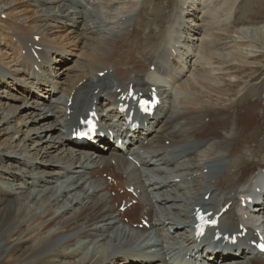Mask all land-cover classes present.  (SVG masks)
I'll return each instance as SVG.
<instances>
[{"label":"rangeland","instance_id":"374dc122","mask_svg":"<svg viewBox=\"0 0 264 264\" xmlns=\"http://www.w3.org/2000/svg\"><path fill=\"white\" fill-rule=\"evenodd\" d=\"M60 1H61V4H63L64 0H60ZM107 1L108 0H101V3H103V5H104ZM113 1H114V5L112 6V8L110 7V9L107 11H110V10L113 11L116 7H118L121 3H123L122 0H113ZM166 1H167V3H165L163 5L165 0H156V2L159 4V6L154 5V8L159 13V14L157 13L156 16L162 17L161 19H162V21H164L165 28L168 26L167 24L169 23V21H167V20H170L168 18V15H169L170 11L172 10V8L170 10L171 2H173L174 0H166ZM169 1H170V3H169ZM194 1H195V3L196 2L199 3L198 0H194ZM233 1H234V7L232 9L234 10V14L231 18L227 19L226 11L223 12V14L219 13V15L221 16L220 19L223 22L218 26V28L216 30H214L215 34L220 32L219 33L220 36L218 37L219 40L216 42L215 48H216L217 52H223V53H230V51H235L239 48L243 49L247 46H248L249 50H253L250 47L251 42L247 41V40H251L254 42L253 44H254V47L256 48V51L253 50L255 56H252V57H254V59L252 58V59L243 60V62L240 64H236V63L229 64V62H226L224 65L221 61L216 59L215 65L217 66V69H219L220 71H215L216 73L211 72V74H210L211 78L208 79V80H211V83H212V80L214 79L213 77L218 78V80L216 82L211 84V92H212L213 98L209 97V96H204V97L207 100H209L210 102H213V104H218L219 91L222 90L226 97L224 96V98L222 97L220 99L221 105L224 104L225 107H229V114H234L235 109L238 107V105L244 101V102H247L248 106H251V107H249V109L251 108L250 112H252L254 114L259 113L260 117H263L262 124H260L259 127L257 128L258 131L256 130L255 134L252 135V136H254L253 138L258 139L256 145L260 146L261 149L263 150V151L261 150V153H260L261 157H263L264 156V34L261 31V26L264 25V0H238L237 2L235 0H209V1L207 0L206 3H203V7L205 6L204 10H206L207 5H209V7L212 8V7H220L223 4V6H222V8H223L224 6H226V4L229 5V3H232ZM152 2H153L152 0H144V5L140 8L142 10V12L149 11L152 7ZM126 3H129V2H126ZM126 3H124V4L128 5ZM58 4H59V0H0V54L1 55L5 54L6 56L8 55L7 57L11 56L15 59V60L12 59V61L9 59L5 60L4 63L2 61H0V73H1L0 74V161L3 160L5 162L3 165L0 164V169L4 170L9 165V166L14 167L15 172L17 171L16 172L17 179H15V181L14 180L8 181L7 179H5V175H4L5 171L3 173H2V171L0 172V195L4 194L6 192L7 194L9 193L8 195L12 197V199H11V197H9V199H10V201H8V202H10L9 205L7 204L8 203L7 202L6 203L7 205H5L4 210L2 209L3 210V212H2L3 217H2V220L0 222V264H32V263H36L37 261H40L39 264H47L48 260L52 259V257H56L57 258V264H60L61 263L60 260H62L61 258H59V256L61 255L60 253H62V251L60 249H62L63 246H67V245L73 246L75 248L77 247V249L81 248L83 250H85V248H88L89 249L88 252H90V253H92V252L98 253L103 249L104 251L107 252V254H109L110 256H113L115 254H118V252L120 253L122 251H129L131 249L141 250V247L146 248L148 245L155 244V246L156 245L161 246L169 252V255H168V257H166V259L179 258L181 256L180 253L182 251V247H181L182 244L179 243V240H180V238L182 239L181 235L184 233V231L182 229H179L180 226H171L166 219L167 218H175V217L179 216V215H177V213L182 212V207L178 203L179 202L178 197H182V199H183V196H184V198L188 197L190 200L192 197H194L196 195V193H199V191H200L199 190L196 192L194 190L196 188L200 189L201 187H203L204 180H202V181H192V180H193L194 173H195L194 171H196V169L198 167V164L195 163L197 160L196 158L199 157V158L204 159V158L213 157L212 155H214L213 153H211L210 156H207V154L204 153V150L200 154V156L192 155V156H190V158H186V159L181 161V164L185 168L184 170H186L187 175H189V176H187L188 181H192L190 183H185L184 184L185 186H183V187L181 186V187L177 188L178 191L180 193H183V194L178 193L177 190L175 192L173 190L170 194H165L164 190L160 186L153 184L155 182L158 183V182H164V181H152V179L153 180L169 179L170 177L168 175L161 173V172H154L153 174H151L149 172L145 173V175H146V176H144L145 181H143V182L147 186V189H148V192L150 193V195H149V198L147 196H143V200L140 202V204L142 207H144L145 205H148V207L151 208L152 213L150 211L149 212H150L152 218H155V220H156L155 221L156 225L154 226L153 231H150L149 233H146L143 235V233L138 232L136 230L137 227H135L134 229H132L131 227H128V228H131L132 230H134V232H135L134 233L132 231H128V230L123 229L124 226H122V224L117 223L116 220H112L111 223L108 225V228H103V227L99 228L101 225V223H99V222H95V224L94 223L91 224V227L93 226L94 228L90 227V229H88V233H87L85 231L86 230L85 228L87 226L85 224L86 220L84 217H82L76 224L71 226V229L69 230V232L60 233L61 235L58 237H55L53 240L52 239L45 240V242L43 244L44 248H42L43 251L40 248L37 251V255H35L37 257H35L34 259L33 258L30 259L28 257V253H26L22 256V258H20L19 261L13 260V262H8V263L2 262V261H4L5 256L9 253L11 254V252H12V254L14 253L13 254L14 257L19 255V248L15 247V246H17L19 244V242L21 241V239H23V237H25L26 235H27L26 238L32 236V235H29V233L32 230L33 231L35 229L38 230V228L41 227L39 230H41L42 232L41 231H37V232H41L43 234L45 233L46 235L52 234L56 231H58V233L60 231L63 232V231H65L64 227L67 225L66 223L63 222L64 221L63 219H70L73 215H79L80 214L79 212L83 208H85L87 205L89 207L94 203H95L94 205H100L101 203H99L97 200H105L103 197L101 198V196H98V194L94 195V192L91 195V192H90L89 194H87V195H89L88 200L82 199L83 203L76 205V207H72V205L69 204L73 195L76 194V196H77L78 191H79V193L82 191V188L78 187V186L82 185L79 183L86 182L85 177L87 176V172L86 173H84V172L75 173L74 170L72 169L70 171V173H71V176H73V178H70L68 180L67 179L63 180L61 178H58V179H49L46 182H41V183L39 182V180L41 179V177L39 175L41 174L42 167L45 168L47 166V169L52 171V173H54L56 170L59 169L58 167L51 169L53 166H56V165L48 166L49 163L41 162V161H43L44 157L46 156L45 154H43L41 152V147H44L48 144L47 143L48 137L44 138L43 136L40 135L41 127L43 129H51V127H52L51 125L53 124L54 121H49L43 125H41V123H34L32 120L35 118L34 114L37 113L36 112L37 109H36V111H33V108L36 105V104H33V102H35V100L32 99L30 101H27V100L22 101L24 99L22 97L25 95L23 92H24V89L27 90L28 92L31 91L30 93L32 94V96L37 101H41V103L38 102L39 104H45V105L46 104H48V105L53 104L54 106H56L57 104H59L60 102L63 101L62 92L57 90L58 92L56 94L52 95L51 94L52 91H50L51 87L48 88L47 94H44V92L34 93L32 91V88H29V89L28 88H21V89L18 88V86L15 85L16 82L18 83V81H26L27 84H29L30 81L32 83L36 82L37 78H33L32 76H28L27 75V69L28 68L24 69L23 66L21 65V63L16 60L15 55L17 53H19V50L15 47V43L13 44L14 47L13 46L11 47L9 41L8 40L4 41L3 39L6 36L9 38L10 35H15L16 36L15 38L12 37L13 41H14L17 38V34L19 31H21V29L29 32L28 31L29 25L35 31H37V30L41 31V27L44 26V30H45L44 32H46V33L42 32V31H41V33L44 34L47 42L48 41L51 42L53 40H55V42H56V43H50V42L47 43L46 42L47 48L49 47L48 44L55 45V44H66V43H68V44H70L68 46L70 48H68V49L66 48V51L67 52L69 51L71 53V55H69V57H65L64 59H61V62H64L63 64L57 63L58 61H56V59L51 56L50 57V59L52 61L51 64L49 66H48V64L43 65L42 70L45 72V79L44 80L47 81V83H48L47 85H50V86L54 85L53 89H56V87H55L56 83L57 84L62 83V86L65 87L66 86L65 82L71 81L73 79V76L75 75V76L84 77L86 79H92L90 81V84H91L90 88H93V86L96 84L95 83L96 80L94 77H96L97 72H92L91 66L86 68V67H82V64H81V63L88 62V60H86V52H92L93 47L91 45L93 43L99 44L100 42L105 41V40H106V42H110V43L118 42L119 41L117 39L118 35L119 36L122 35L124 37L125 35H123V34L130 33L127 31L129 30L130 27L132 28V26L134 25L133 24L134 22L131 21V22L125 23V20L122 19V22H124L125 24L120 27L121 29L119 28L118 30H117V28L114 27L115 30L117 31V34H116V31H115V33L112 34V33H109L110 31L108 30L111 25L110 24L104 25V23H102V20L100 18L101 17L100 11L98 9H96L95 6H93L94 10L89 11L87 18H86V21H82L81 19H78L77 20L78 22L74 23L69 18L64 17L67 13H63L62 15L56 13ZM161 5H163V6H161ZM190 7L191 6L189 5V8ZM199 7H200V5H199ZM210 8L207 7V9H210ZM200 9H201V7H200ZM72 11L73 10L71 9L70 12H72ZM202 13H203V11L200 12V15L198 17L199 18L202 17L204 20H206L207 17L202 15ZM154 14L155 13H147L142 18L143 22H148V23L153 25L151 28H149L150 29L149 32L144 31L147 33L146 35H144V34L142 35V33H144V32L141 29H136L133 31L136 34V41L141 43L142 48L145 45V47H147V49H149V51L146 52V55H145L146 57L150 56V53H151V50L153 47V41L155 40L156 34H158V32L160 30H161L160 33H162V31H165V30H162L160 28L158 29V27L154 28V26L157 24V21H155L154 18L150 19V17H152ZM160 14H161V16H160ZM243 14H245V15H243ZM132 17H130V19H133ZM136 19H137V17L135 18V21H136ZM126 21H127V18H126ZM225 23H227V24L236 23L235 26H232V27H234V28H232L234 33L231 32L229 34V36H228V34L226 35L225 32H222L225 30L224 29ZM204 27H205V29H207V32H208V30H209L208 27H210L208 25V20L205 22ZM8 28L9 29L11 28V29L8 30ZM143 28L146 29L147 27L144 26ZM246 29L248 30V32L244 35V38L241 39V41L236 42L235 40H236L237 35L242 36ZM152 30L154 32H152ZM258 31H260V32L258 33ZM261 36H263V37H261ZM68 38L70 41H75V42H73V43L67 42ZM240 38H242V37H240ZM9 40L11 41V39H9ZM63 40L66 41V43H64ZM197 44H198V42H195V46ZM129 48H131V44H129ZM52 49H53V47L51 46V50ZM156 52H157V50L154 52V55L151 54L150 58H152L153 61H154ZM65 55L68 56L67 53ZM38 57H41V52L38 54ZM58 64H60V65H58ZM65 64H69L72 69L70 71H66L63 74H60L58 71L62 67H64ZM55 65H57V66H55ZM188 65L192 66V63H189ZM216 66H215V69H216ZM221 66H222V68H221ZM53 67H55L54 72L56 73L57 76L59 75L58 76L59 79H51L50 74L52 72ZM196 67L197 66H195V68ZM181 68H183V66H180V69ZM97 69H101V68H97ZM209 70H210L209 68L201 67V68L197 69V71H194V72H198L202 76H206V75H209V73H208ZM111 71H113V70L111 69ZM218 72H220V73H218ZM113 73H115V71H113ZM3 74H5V75L2 76ZM66 76H71V77L67 78ZM13 78H15V80H13ZM41 80H43V79L41 78ZM105 81L107 84L108 82H110L112 80L110 78H108ZM182 84H183V82L180 84L181 88H182ZM215 84H219L220 86L225 87V88L220 89L219 87H214ZM14 85L16 86V88L12 87ZM171 85L173 86L174 84L171 83ZM103 89H106V88L103 87ZM238 91H241L240 95H238ZM178 92H180V91H178ZM234 96H236V97H235V100H233L234 104H232L230 100H232V98H234ZM9 97H11V98H9ZM20 98H21V100H20ZM255 98H256V100H255ZM258 98H260V99L257 100ZM15 99H17L18 101ZM201 99H203V98H201ZM9 100H11L12 102H9ZM178 100H179V95L177 93V99H176V101L173 102L172 109H171L172 117L175 120L180 121V119H182V121H183L186 116L191 115L195 111L204 109V107L200 108L198 106V104H196L197 102L194 103L192 101L189 103H184L183 105L178 106ZM240 100H241V102H240ZM245 100H247V101H245ZM220 101H219V103H220ZM201 102L202 101H200V103ZM237 102H239V103H237ZM54 103H56V104H54ZM253 107L255 108L254 111L252 110ZM10 108H15V110H16L15 115L17 117L12 118L11 114L8 115V111H10ZM183 112H185V113L183 114ZM202 112H207V110H203L199 113H202ZM199 113H198V117H200ZM230 117H231V119L227 123H224L225 120L222 118L217 119L216 123L218 125L228 126V127H225L226 132H224L223 130L215 132V135L217 137L216 139H218L217 141H219L221 143L219 145H217L218 142L216 140H214L215 144L210 143L208 148L205 149V151H210L211 148H214L215 152H216V149L219 146H224V145H226L227 147L232 146V144L228 146L229 137L232 135V133L234 134L235 132L236 133L239 132L238 133L239 135L242 134V132L237 128V125H236L237 123H239V119L241 118L239 112L237 111L236 115L230 116ZM64 119H66V118H64ZM20 120H22V122H20ZM59 121H62V119H60ZM214 123H215V121H214ZM231 123H234V125H231ZM23 124H26L28 126L27 127L28 130L24 128V129H22L23 130L22 132H20L18 134L15 133L16 129L20 128V126H23ZM182 124H183V122H182ZM186 124H187V119H186V123L184 125V128H185ZM230 125H231V127H230ZM233 126H234V128H233ZM6 128H7V130H6ZM208 129L209 128L205 127L203 132H206V130H208ZM58 130H57V132L56 131L53 132L54 135H52V137H51L50 144L60 142V140L58 141V137H60L61 140H63V141L66 140V136L63 133L58 132ZM172 131H175V130L172 128ZM221 132H224L225 134L221 135ZM229 132L231 133V135L229 134ZM238 134H236V135H238ZM38 135H39V137H36ZM174 135H179V134L175 133ZM27 136H31L32 138L35 137L36 140L39 142V146H37L36 144L34 146H32L31 145L32 141H28L26 152L22 153V156H16L15 155V154H19L18 150L20 147H18L17 149L10 148L9 152L12 154H7L6 151L8 150L7 146L10 145L9 144L10 138H13V142L14 141L18 142V140H22L24 142L26 140ZM179 136H181V135H179ZM169 138L172 140L171 143H173V144L177 143V142L176 143L174 142L175 136L171 135V136H169ZM53 140H55V141L53 142ZM166 140H168V139H166ZM188 141H189V139H185L182 142L186 143ZM2 144H4V146ZM34 147L38 148L37 153L39 155L38 161H37V163H35V165L33 167L35 169H33L30 166L31 160L33 158L32 152H34V150H33ZM158 147H160V146H158ZM158 147L156 146V144L153 145V148L155 149V151H158L155 153H157V155L159 156L158 158L161 159L162 156H160V155L162 154V151L157 150ZM227 147H225L223 150L226 151ZM166 148H169V147H165V149ZM62 149H63L62 152L64 154L68 155L70 153L73 157H75L77 159L81 158V156H82L81 153L78 154V153H74L72 151H69V150H73L71 148L63 147ZM28 153H31V155L28 156ZM59 153H61V150L59 151V149H58L56 151L55 155L59 154ZM225 154L226 153H224V152L222 153V155H225ZM41 155H42V157H41ZM110 156L112 157V155H110ZM110 156L108 159H110ZM47 159L49 160V162L51 161L50 156H47ZM45 161H47V160L45 159ZM150 161H154V160H150ZM96 163H94V164H96ZM42 164H44V165H42ZM262 164H263L262 161H259L258 158H254V169L260 168L262 166ZM211 167L213 169L210 170V172H208V173L202 174L201 177H204V175L207 174L208 177H212V180L219 181L221 179V176L222 177L224 176L223 173L225 172V170H227L228 172H232L235 169V168H227L226 164L224 165V164L219 163V162L216 164V166L211 165ZM203 171L206 172V169H204ZM55 173L57 175H59L57 172H55ZM191 173H193V174L190 175ZM103 175H105V173L102 174V177H103ZM183 175H185V174H183ZM37 176H39L40 178H38ZM133 176H134V174H132V173L129 174L130 180L133 179ZM33 178H35V179H33ZM36 178L38 180H36ZM79 178L81 180L77 184V186L74 187L75 189L71 191V188H69L71 193L69 191L64 193L63 190H66V189H64V187H66L67 185H71L72 181L74 183ZM208 180H205V181H208ZM58 181L60 182V183H58V187H57V185L53 186L52 182L57 183ZM110 181H113V180L110 179ZM26 185H28L29 190L31 189L30 192H33L32 189L34 187V190H35L34 195L35 196H36V190H39V191L43 190V191L48 192L49 190H47V189H51L52 187L58 188V189H56V191H58V190L59 191L56 192V195L54 197L52 196L53 200L57 199V201L55 202V205L52 206V205L47 203L46 206L41 205V207H40L39 204L41 201H39L38 204H35L32 201V198H36V197H34V195L30 196L28 200H24V202H23L22 199H24L26 197L27 192H28ZM161 185H163V184H161ZM94 186H95L94 183L89 184L86 182L84 190L87 191V188H88L89 191H93ZM209 189L210 188H208L207 190H209ZM101 191L104 192V186H102ZM173 192L175 193V195ZM221 193H223V192H221ZM176 194H178V195H176ZM47 195L49 196V194H47ZM104 196L106 198L108 197L107 194H104ZM162 196H163V198L165 196L166 198H168L170 200L173 196H178V197H175L174 200H172V201H168L167 204H162V203H160V201H161L160 198ZM79 197H80V199L76 200V202L77 201L79 202L81 200L82 196L79 195ZM85 200H87V201H85ZM161 202H163V201H161ZM18 203L21 204L22 209L20 211L22 212V214H21V217L19 219L15 220L14 210L17 208ZM60 204L62 205V207ZM0 206L2 207V204H0ZM24 206H25V208H24ZM167 206L169 207L168 211H167ZM143 211L145 212V209H143ZM143 211H142V213H143ZM60 214L64 215V217L61 219L58 218V216H60ZM40 216L42 219L40 218ZM122 217L126 218L127 216H126V214H124V216H122ZM57 218L59 220H57ZM49 223L51 225H49ZM135 224H137V223H135ZM236 226H238V225H236ZM44 228H46V229H44ZM175 228H177L178 230H181V232H179V234H175L174 233ZM18 229H20L21 232L26 231L27 234H24L23 236H21L19 238H15V239L13 238V240L10 239L8 241L9 242L8 243L6 241V239H8V235L12 231H17ZM83 234H87L88 236L84 237ZM95 242H97L99 244L100 248H98L96 246L97 244L96 245L90 244V243H95ZM32 243H34L33 239L25 241L24 243L22 242L21 245H23L24 247H27V246L30 247ZM104 244H106V245L104 247H102V245H104ZM148 248L149 247H147L146 250ZM57 250H59V251H57ZM24 258H26V259H24ZM45 259H48L47 262L41 263V260L45 261ZM35 260H36V262H35Z\"/></svg>","mask_w":264,"mask_h":264},{"label":"bare ground","instance_id":"6f19581e","mask_svg":"<svg viewBox=\"0 0 264 264\" xmlns=\"http://www.w3.org/2000/svg\"><path fill=\"white\" fill-rule=\"evenodd\" d=\"M75 1L79 2V0H64L63 4L60 3L57 5L56 13L61 14V15L63 13H68L70 10V7H73L75 5V4H73V2H75ZM91 1H93L95 4H97V3L99 4V0H91ZM91 1L89 0L87 3L92 4ZM139 1L140 0H133V2L131 4L126 3L128 5L121 3L113 11H111V10L107 11L110 9V7L112 8V6L114 5L113 0H108L104 4V6L97 4L98 5L97 8L101 14L100 18L102 20V23H104V25L111 24V26L109 25L110 28L108 29L110 31L109 33L113 34V31H115V28L118 29V27L120 25L125 24L124 22H122V19H124L126 21V18L128 16L129 17L133 16L134 12H136L137 9L139 8ZM181 1H183V0H181ZM189 1L190 0H184L183 1L184 3L181 2V4L187 5L189 3ZM235 1L237 2L238 0H235ZM206 2H207V0L205 1V3ZM76 5L80 6L81 10L77 12V17H76V20L74 21V23L77 21L78 18H81L82 21H86L87 15L89 13V11L85 10L86 6L84 4L82 5L79 3ZM195 6L196 5H194L193 11L197 10ZM222 6H223V4H222ZM222 6H220V7H222ZM233 7H234V1L232 3H230L229 9L227 7V9H228V11L226 10L227 11V13H226L227 19L231 18L233 16V14H234V10L232 9ZM149 11H151V12H146V13H155L152 17H150V19L154 18V20L157 21V24L154 26V28L158 27V29L160 28L162 30H165V31H162V33H160V34H156L155 40L153 41V47H152V50H151L149 57H151L152 52H155L156 50H158L159 47L162 45L163 50H162L161 58L163 60L164 59L165 60H173V58L174 59L178 58V59H180V62L175 61L172 63V65L176 66V64H178L180 66H183V68L187 66L186 62L188 60H192L193 65L197 66L196 68L194 67L193 69H191V66H187L188 70L184 71L185 72L184 76H186V78L182 81L183 82L182 88H181V85L178 88V91H180V92H178V95H179L178 106L183 105L184 103H189L192 101L194 103L197 102L196 104H198V106L200 108L204 107L203 110H207V111L211 112L212 118H211L210 122L207 125L202 124L200 126L201 131H204L205 127L209 128L208 130H206V132L207 131H215L216 132V131H221V130L226 132L225 127H228V126L218 125L216 123L217 119L222 118L225 120L224 123H227L231 119L230 116L236 115L237 111L239 112V114L241 116V118L239 119V123H237L236 125H237V128L242 132V134L239 135L238 134L239 132L238 133L235 132L234 134L232 133V135H231V133L229 132V134L231 136L229 137L228 146L231 144H232V146H229V147H227L226 145L219 146L216 149V152H215L214 148H211L210 151L204 150V153H206L207 156H210L211 153H213L214 155H212V156L219 155L220 157H222V156H224V155H222V153L224 152V153H227V155L226 154L225 155L229 159H240V157L245 152L253 153L255 155H260L262 149L260 146L256 145L258 139L253 138L254 136H252V135L255 134L259 125L262 124L263 117H260L259 113L254 114V113L250 112L251 108L249 109V107H251V106H248L247 102H244V101L241 104H239L240 106L238 105V107L235 109L234 114H229V107H225L224 104L221 105L220 99L222 97L224 98V96H225L222 90L219 91L220 103L218 101V104H213V102H210L209 100H207L204 97V96L212 97L211 84L218 80L217 77H213L214 79L212 80V83H211V80H208L211 78L210 77L211 72L216 73L215 71H220L219 69H217V66L215 65V60L217 59L225 65L226 62H229V64H234V63L240 64L243 62V60L252 59V58L254 59V57H252V56H255L253 50L256 51V48L254 47V44H253L254 42L251 40H247L248 42H251L250 47L253 50H249V48L247 46L243 49L239 48L235 51H230V53L217 52L215 46H216V42L219 40L218 37L220 36L219 35L220 32L213 34V33L209 32V30L211 29V27L217 29V25L213 21V18H215L217 16L218 12L223 13V10L221 8H215L214 7V8L207 9V6H206V10H204V8H203V15L205 17H207L206 20L208 19V25L210 26V27H208L209 28L208 32H207V29H205V28L201 31V25L202 24L200 25V27H196L194 25L191 26L189 24L185 26L188 16L191 15L193 18H197V16L195 14H188V12L186 10L180 9L176 14L175 19L167 20V21H169V23L167 24L165 22L168 25L166 28H165L164 21H162V19H161L162 17L156 16L158 11L154 8V6ZM185 11L187 12L186 16L183 15V13ZM69 15L72 16L71 14H69ZM79 15H80V17H79ZM243 15H245V14H243ZM160 16H161V14H160ZM142 18H143V16H141V19L139 20V24H141V25L146 23V22H143ZM168 18L170 19V13L168 15ZM118 19L121 23H117ZM136 22H137V19H136L135 23ZM236 23H233V24L225 23V28H224L225 30L222 32H225L226 35L228 34V36H229V34L231 32H233L232 28H234V27H232V26H235ZM10 29L8 28V30H10ZM134 30H136V29H133L128 35H125L124 37L122 35H120V36L118 35L117 39L119 41L117 40L118 42H115V43L106 42V40L100 42L99 44L93 43L91 45L93 47L92 52H86V60H88V62H86L87 64L81 63L82 67L88 68L91 66L92 72H97L98 77H99L98 73L103 72L104 69L107 71L109 68H111L115 71L116 80H120V82H122L121 84H118L116 87L123 88V84H130V83H133L135 86L141 87V85L138 83V81L145 82V80L147 78L144 79L143 77L146 76L148 73H146L144 75L143 71L145 69V71L148 72L150 70L149 66H151L154 61L152 58L149 59L148 57L145 56L147 47H145V45H144V47L142 48L141 43L136 41V34L133 32ZM141 30H143V32L144 31H147V32L150 31V29H143V28H141ZM28 31L40 33V34H35V35H41L42 36L39 39L38 43H35L34 41H30L31 45L30 44L29 45H30L31 49L29 52L30 53L31 52L36 53L37 55L41 52V57H39V58H41L44 61V63H47V62L50 63L51 62V59H50L51 55L52 56L55 55L54 57H55L56 61L59 62V61H61V59H57V58H59V57L63 58L64 57L63 51L66 53H69L66 51V48H70V47H68L70 44L66 43V41H64V40L63 41L66 44H55V45L48 44L49 47L47 48V45H46L47 41L45 40L44 34L41 33V31L42 32L45 31L44 26L41 27V31L40 30L35 31L29 25ZM261 31L264 34V25L261 26ZM152 32H154V31L152 30ZM247 32H248V30L246 29L242 36L237 35L235 41L236 42L241 41V39L244 38V35ZM259 32L260 31H258V33ZM44 33H46V32H44ZM116 34H117V31H116ZM146 34L147 33L144 32V35H146ZM184 35L196 37V40L199 42L198 45L196 46V48H192V47L186 48V46L184 44H182V38ZM13 36H14V38L16 37L15 35H13ZM25 36H26V31L21 29V31H19L17 34V40L14 42L15 47L18 50L21 49L20 47H22V46H24V48H25V45L23 42V40H24L23 38ZM198 36H201V39H198ZM240 37H242V38H240ZM261 37H263V36H261ZM9 39L10 38H8L6 36V37H4L3 40L4 41L8 40L11 47L12 46L14 47V45H13L14 43L12 41H10ZM53 42H55V40H53ZM67 42L73 43L75 41H70L68 38ZM129 44H131V48H129ZM37 46L38 47L44 46L45 48H41L40 51L36 52L35 48ZM51 46L53 47L52 50H51ZM47 54L49 55V57L45 58L46 57L45 55H47ZM7 56L5 54H3V55L0 54V61H2L4 63L5 60L9 59L12 61V59H14L11 56H9V57H7ZM15 58L18 62L21 63V65L24 68H27V66H26L27 61L26 60H29L31 62H33V60H34L31 56H29V54L28 55L26 54L25 56H21V55H19V53H17L15 55ZM169 58H171V59H169ZM195 62H196V64H195ZM148 63H149V65L147 66ZM107 65H110L111 67H108ZM180 66L178 67V69H180ZM215 66H216V69H215ZM65 67H68V68H65V70H64L65 72L70 71L72 69L71 67H69V64H65ZM201 67L209 68L210 69L208 71L209 75L202 76L198 72H194V71H197V69H199ZM97 68H101V69H97ZM221 68H222V66H221ZM68 69H70V70H68ZM218 73H220V72H218ZM108 74L109 73H107L105 76H107ZM133 74H134V76H133ZM27 75L32 76L33 78L36 77L35 73L31 69L27 70ZM149 75H150V73H149ZM184 76H183V78H184ZM38 77H43V75L42 76L38 75ZM38 77H36V78H38ZM66 77L68 78L71 76H66ZM98 77H96V82H104L105 80H107V78L98 79ZM85 79L86 78H84V77L74 75L73 79L71 81H66V82L64 81L66 83V86L64 87V89L62 91V98H65V101L63 103L60 102L56 106H54L53 104H50V105L39 104L38 102L41 103V101H37L27 90H24V92H23L25 95L22 97V98H24L22 101H24V100L30 101L32 99L35 100V102H33V104H36V105L33 108V111H36V109H37V111H36L37 113L34 114L35 118L32 120L34 123H41V125H43L49 121H54L53 124L51 125L52 126L51 129H43L41 127L40 135L43 136L44 138L48 137V141H47L48 144L44 147H41V152L46 155L44 157L43 161H41V162L49 163L48 166L56 165V166H53L51 169L58 167L59 169L56 170L55 172H57L59 175H57L55 172L52 173V171L47 169V166L45 168L42 167V171H41L42 175L41 174L39 175L41 177L39 182L40 183L46 182L49 179H58V178H61L63 180L64 179L68 180L70 178H73V176H71V173H70V171L72 169L74 170L75 173H80V172H83V170L87 171L88 167H94L93 171L90 172V175L91 176H95V175L96 176L97 175L102 176L103 173L107 174L109 177H111L113 179V183L106 182V185H107L106 191L116 193L117 190L120 191V189H124L125 186H127V187L132 186V185H127L128 184L127 181H129L130 178L126 179V178H124V175H123V173H125L129 177V174H130L129 173L130 171L128 168L129 163L125 159V157L115 155L112 157L110 156V159H108L109 156L105 157V155H102L98 152H95L94 154L97 157L95 156L96 159H92L84 151V148L80 149L83 152H79L78 151L79 149H76L77 151L76 150H69V151H72L74 153H78V154L81 153L82 154L81 158L77 159V158L73 157L70 153L68 155H66L62 152L63 147L71 148V146H70V143H65V141L61 140L60 137H58V141L60 140V142H57L58 144L57 143L50 144V142H51L50 140H51L52 135H54V133H53L54 131L57 132V130L59 129L58 132H61L64 134V131L66 130V128L69 129L71 127H76L77 124L74 123V118L82 117L84 112L88 108H90V110H91V107L94 108V110L98 114H100V116H101V124H104L103 121H105L106 117H107L106 115H104V112L106 110H109V109L113 110L114 106L118 103L117 97L119 96V94L109 91L103 95V96H106L105 98L108 99L107 100L108 101L107 102L108 103V106H107L108 109H105V111H104L101 106H100L101 109L99 108L98 104H90L89 101L91 99L98 100L100 98V95L102 94V92H98L97 95H92V91L98 89V86H94V88L90 90V87H89L90 82H89V80H88V82H87V80L85 81ZM79 81H81V82L85 81V83H83L79 87H77V83ZM30 83H31V85L35 84L32 82H30ZM47 84L48 83L45 82L44 80H37V82H36L37 92L38 93H42V92L46 93L48 91V88H50V85H47ZM59 85L60 86L58 87V89L61 90V87H63V86L61 83H59ZM14 87H15V85H14ZM214 87H219L220 89L225 88V87L220 86L219 84H215ZM51 90L52 89H50V91ZM240 94H241V91H238V95H240ZM9 98H11V97H9ZM201 98H203V99H201ZM69 99L72 100V104H71L70 108H68L66 105V103ZM259 99L260 98H258L257 100H259ZM15 100H17V99H15ZM20 100H21V98H20ZM255 100H256V98H255ZM200 101H202V102L200 103ZM245 101H247V100H245ZM9 102H12V101L9 100ZM240 102H241V100H240ZM237 103H239V102H237ZM54 104H56V103H54ZM110 104H111V106H110ZM68 109H70L72 111V114L71 113L69 114V116H70L69 117V120H70L69 123L67 121V116H66L67 115L66 112ZM254 109L255 108L253 107L252 110L254 111ZM203 110L195 111L191 115L196 116V115H198L199 112H201ZM15 112H16L15 108H10V111H8V115L11 114L12 118L17 117L15 115ZM184 113L185 112H183V114ZM113 115H114L113 117L117 118V122L122 121L118 114L113 113ZM191 115L185 117V119L183 120V125H185L186 119L189 118ZM199 116L201 117L202 113H199ZM64 118H66V119H64ZM60 119H62V121H59ZM176 121L177 120L172 119L171 117L167 116L164 120L163 126L161 127L160 133L162 135H166L168 137L171 135L175 136V140H174L175 143L176 142L177 143H185V142L179 141L181 136L174 135L176 132L172 131L171 125H173ZM214 121H215V123H214ZM20 122H22V120H20ZM231 125H234V123H231ZM231 125H230V127H231ZM27 127L28 126L26 124H23V126H20V128L16 129L15 133L18 134V133L22 132L23 131L22 129H24V128L28 130ZM185 128L188 129V122H187ZM233 128H234V126H233ZM6 130H7V128H6ZM164 131H166L165 134L163 133ZM236 134H238V135H236ZM36 137H39V135ZM164 140H166V139H164ZM9 141H10V143H9L10 145L7 146V149H8L6 151L7 154H12L9 152L10 148L17 149L18 147H20L18 150L19 154H15L16 156H22V153L26 152L28 141H32V143H31L32 146H34L35 144L37 146H39V142L36 140V138L35 137L32 138L31 136H27V138L24 142L22 140H18V142H16V141L13 142V138H10ZM54 141L55 140H53V142ZM189 141H191V140H189ZM162 142H163V140L161 141V143ZM217 142H218L217 145H219L221 143L219 141H217ZM213 144H215V141L213 142ZM2 145L4 146V144H2ZM225 147H227L226 151L223 150ZM58 149H59V151L61 150V153L55 155V153ZM108 149L110 150L111 148H108ZM33 150H34V152H32L33 158H32L31 163H30V166L32 168L34 167L35 163H37L38 156H39L37 153L38 148L34 147ZM218 150H223V151H218ZM30 155H31V153H28V156H30ZM110 155H113V154H110ZM47 156H50V159H51L50 162L47 159ZM198 156H200V155H198ZM41 157H42V155H41ZM210 158H212V157H210ZM210 158L202 159V158L197 157L196 158L197 159L196 164H198L199 161L208 160ZM45 159L47 161H45ZM241 162H242V164L237 166L233 173L224 174V176L220 179V181H218V185L217 186L215 185V188L212 187V188H214V190H211V189L207 190L209 188V185H203V187H201L200 189L196 188L194 191L197 192L200 190L199 191V193H200L202 190H207V192L212 191L213 194L217 190H221V191L228 190V192L231 191L232 194H230L229 200L233 202V208L230 209V212L232 213L233 211H235L234 216H232V217L223 216L219 221V225L220 226L226 225L231 229L236 227L235 233L238 232L237 229L239 226H243L246 229H248L249 232H251L250 235H253L254 229L251 230L249 228V226H251L255 229L259 228L258 225L254 224V222L248 218V217H251V218L254 217V215L252 213L253 209L250 206H248L247 208H241L239 206H236L235 204H236V198L247 197V195H252L255 198V193L253 190L256 188H261V189L264 188V182H263L264 181V173L262 171V167H264V163L262 164L263 166L260 169H254V162L253 161H248V160L243 161L242 160ZM4 163L5 162L3 160L0 161L1 165H3ZM94 163H96V164H94ZM42 165H44V164H42ZM33 169H35V168H33ZM1 171H2V173L5 171V173H4L5 179H7L8 181H13V180L15 181V179H17V177H16L17 171L15 172L13 166L8 165L4 170L0 169V172ZM194 172L195 173H194V177H193L192 181H202V180L205 181L208 179L209 180L212 179V177H208L207 174H205L204 177H201L202 176V174L200 173L201 167L197 171H194ZM192 174L193 173H191L190 175H192ZM39 176H37V177L40 178ZM33 179H35V178H33ZM36 180H38V179L36 178ZM80 180L81 179L79 178L74 183L72 181L71 185H67L66 187H64V189H66V190H63L64 193L67 191L70 192L69 188H71V191L74 190L75 189L74 187L77 186V184L80 182ZM85 181L89 184H92V183L95 184V186L93 187V191H89L88 188H87V191L84 190L86 182L79 183V184L83 185V186L82 185L78 186V187L82 188V191L80 193L78 191L77 196H76V194H74L73 197L71 198L69 204L72 205V207H76V205L83 203L84 199H87V200L89 199V195H87V194H89L91 192V195H92L94 192V195L98 194V196H101V198L103 197L105 199V200H97L99 203H101L100 205H94L95 203L92 204L90 207L87 205L85 208H83L79 212L80 214L78 213L79 215H73L70 219H63L64 220L63 222L67 224L64 227L65 231H63V232L60 231L58 233V231H56L52 234L46 235L45 233L44 234L41 233L42 231L39 230L41 227L40 228L37 227L38 230L35 229L34 231L32 230L30 232L31 234L29 233V235H32V236L26 238V236H27L26 235L25 237H23V239H21L19 244L17 243L18 245L15 246V247L19 248V255L18 256L15 255L16 257H14L13 256L14 253L12 254V252H11V254L9 253L5 256V259L2 262L8 263V262H13V260L19 261L20 258H22V256L26 253H28V257L30 259H32V258L34 259L35 257H37V256H35V255H37V251L40 248H41V250H42V248H44L43 244H44L45 240H47V239L53 240L55 237L60 236L61 235L60 233L69 232V230L71 229V226L76 224L82 217H84L86 220L85 224L87 226L85 228L86 229L85 231L87 233H88V229H90V227H91V224H93V223L95 224V222H99V223H101L99 228H102V227L108 228V225L110 224L111 220H114V219L118 220L117 216L121 217V216H124V214H126L129 221H128V225H124L123 229L128 230V231L134 232V230H132L134 228L131 227V225L137 223L140 218H146L149 220L150 223L152 222V216H151L150 212L148 211V209H145V212L143 211L144 208L141 210V204H137L138 202H135L136 206L133 207L132 212H131V208H132L131 207V208H128L126 211H124V213L122 215H120L118 213V215L116 216L114 202L119 201L120 203L123 202L126 205L129 201H131V199H134V198L131 197L127 193L122 194L121 197H116L115 199H113L110 195L108 196L109 198L108 197L106 198L104 196L105 193L103 191H101L102 185L104 184L103 180L92 179L90 176H86ZM58 183H60V182L59 181L57 183L52 182L53 186L57 185V187H58ZM131 184H133L132 181H131ZM26 187H27L28 192H27L26 197L24 199H22L23 202H24V200H28L30 196L35 194L34 193L35 192L34 187L32 189L33 192H30L31 189L29 190L28 185H26ZM165 187L166 186H161V188H165ZM56 189H58V188L52 187L51 189H47V190H49L48 192L43 191V190H41V191L36 190V196L34 195V197H36V198H32V201L35 204H38V202L41 201L39 204L40 207H41V205L46 206L47 203L53 206V205H55V202L57 201V199L53 200L52 196L54 197L56 195V192L59 191V190L56 191ZM203 192H205V191H203ZM207 192L204 195H206ZM178 193H180V192L178 191ZM199 193H196V195L192 198L193 199L197 198L199 196ZM8 194L5 192L4 194L0 195V204H2V207L0 206V222H1L2 217H3L2 212L5 208V205H7V204L9 205V203H10L8 201H10L9 197H11V196H9ZM47 194H49V196ZM180 194H183V193H180ZM79 195H81L82 198L79 202L78 201L76 202V200L80 199ZM174 195H175V193H174ZM176 195H178V194H176ZM175 197H178V196H173L172 197L173 199L171 198V200H170V199L166 198L165 196H164V198L162 196L160 198V200L163 202L160 201V203L167 204L168 201L174 200ZM192 198L189 200L188 197L184 198V196H183V199H182V197H178V200H179L178 203L182 207V212L177 213V215H179V216L175 217L174 219H176V220L181 219L183 221L184 216H187L185 218V220L188 221V217L190 218L189 214L191 211V208H188V204L196 202V200H193ZM11 199H12V197H11ZM87 200H85V201H87ZM230 201H228V202L230 203ZM195 206L207 208L206 211H208V210L213 211V210H216V208L219 209L218 205L213 206L210 202H204L202 199L200 201H198L197 204L192 205V210ZM61 207H62V205H61ZM261 207H263V205H261ZM24 208H25V206H24ZM21 209H22L21 204L18 203L17 208L14 210L15 220H17L21 217V214H22V212L20 211ZM139 209H140V211L136 217L134 214L137 213ZM168 210H169V207L167 206V211ZM142 211H143V213H142ZM255 211L259 215L260 210L255 209ZM191 213H192V211H191ZM213 213H214V211H213ZM63 217H64V215H62V214H60V216H58V218H60V219ZM40 218H41V216H40ZM58 218H57V220H59ZM259 220H260V218H258V221ZM49 225H51V224L49 223ZM236 225H238V226H236ZM128 227H131L132 229L128 228ZM44 229H46V228H44ZM136 230L139 231V229H137V228H136ZM37 231H41V232H37ZM24 234H27L26 231L21 232L20 229H18L17 231H12L8 235V239H6V241L8 242L10 239L13 240V238L14 239L19 238V237L23 236ZM83 236L86 237L88 235L83 234ZM31 239H33L34 243H32L30 247H28V246L24 247L23 245H21L22 242L24 243L25 241H28ZM188 241L191 242V244H192V246L190 248H193L194 245L192 243V239L188 238ZM186 242H187V239H186ZM90 244H92V245L97 244L96 246L98 248H100L99 244L97 242L90 243ZM105 245L106 244L102 245V247H104ZM60 250L62 251V253H60L61 255L59 256V258L62 259V260H60L61 261L60 264H137L139 262H142L144 264H179L178 261H174V260L169 261L168 259H166V257L168 256V253H166L167 251L165 249H163L162 247L160 249L155 248L153 253L150 255H145L142 253L134 252V253H118V254H115L113 256H110L103 249L98 253H96V252L90 253V252H88L89 251L88 248H85V250H83L81 248L77 249V247L75 248L73 246H68V245L63 246L62 249H60ZM57 251H59V250H57ZM245 251L248 252L250 250L245 249V248H242L240 250L241 253H245ZM24 259H26V258H24ZM219 259H223V258L220 257ZM47 260L48 259H45V261L41 260V263L42 262L46 263ZM258 261L259 262H254V263L248 262L246 264H264V261H262L261 259H258ZM35 262H36V260H35ZM39 263H40V261H37L36 263H32V264H39ZM47 264H57V258L52 257V259L48 260ZM180 264H182V263H180ZM183 264H185V263H183ZM234 264H241V262H235Z\"/></svg>","mask_w":264,"mask_h":264},{"label":"snow or ice","instance_id":"6c2138e0","mask_svg":"<svg viewBox=\"0 0 264 264\" xmlns=\"http://www.w3.org/2000/svg\"><path fill=\"white\" fill-rule=\"evenodd\" d=\"M262 249H264V246H262Z\"/></svg>","mask_w":264,"mask_h":264}]
</instances>
